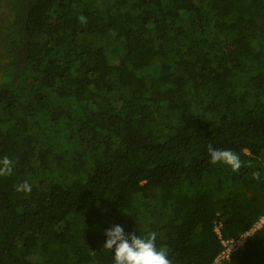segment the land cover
I'll return each instance as SVG.
<instances>
[{"label":"trees","instance_id":"16d2710c","mask_svg":"<svg viewBox=\"0 0 264 264\" xmlns=\"http://www.w3.org/2000/svg\"><path fill=\"white\" fill-rule=\"evenodd\" d=\"M5 156L0 264H114L116 224L213 264L264 215V0H0Z\"/></svg>","mask_w":264,"mask_h":264},{"label":"clouds","instance_id":"9594fccd","mask_svg":"<svg viewBox=\"0 0 264 264\" xmlns=\"http://www.w3.org/2000/svg\"><path fill=\"white\" fill-rule=\"evenodd\" d=\"M208 153L212 164L223 163L233 171L242 167L240 157L230 149H216L208 145ZM12 171L13 161L7 156L0 159V176L11 175ZM253 178L260 179V173H253ZM16 191L31 193L32 186L24 181L16 186ZM105 236L103 248L114 253V264H172L168 249L157 246L156 232L141 236L135 231L126 233L123 226L116 224L105 231Z\"/></svg>","mask_w":264,"mask_h":264},{"label":"built area","instance_id":"2783aa9c","mask_svg":"<svg viewBox=\"0 0 264 264\" xmlns=\"http://www.w3.org/2000/svg\"><path fill=\"white\" fill-rule=\"evenodd\" d=\"M264 226V215L253 225L251 229L246 231L244 234L240 235L236 239L231 240H222L221 243L223 245V249L213 262V264H222L223 260L229 259L233 254H236L247 242V240L252 237L256 231L260 230ZM221 224L217 225L215 228V232L220 233Z\"/></svg>","mask_w":264,"mask_h":264}]
</instances>
